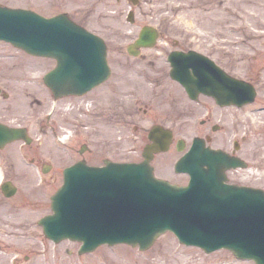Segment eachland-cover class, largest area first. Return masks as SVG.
<instances>
[{
	"label": "rangeland",
	"instance_id": "374dc122",
	"mask_svg": "<svg viewBox=\"0 0 264 264\" xmlns=\"http://www.w3.org/2000/svg\"><path fill=\"white\" fill-rule=\"evenodd\" d=\"M0 3L30 6L45 14L67 12L104 38L111 76L82 97L89 100L97 97L101 102L102 94L112 87L115 97L119 96L129 104L130 123L127 120V125L121 126V129L119 126L111 129L108 138L111 140L115 135L114 143L117 145L114 152L108 151L102 134L109 131L106 126H101L100 133H97L102 138L97 134L87 138L83 135L91 148L83 153L96 162H101L104 154L108 153L116 158L123 154L131 159L140 158L148 128L159 121L173 128L174 139L168 150L155 155L152 164L158 174L172 181L186 182V173L175 172L172 164L187 146L192 134H201L203 130L194 125L187 108H176L179 102L187 100L168 75L166 56L171 49L193 48L211 55L229 73L259 84V102H264V0H138L135 4L130 0H0ZM129 8L134 11L132 21L126 18ZM144 24L158 27L159 38L153 47L142 48L140 55L132 56L126 52L125 45L134 39ZM7 63H11L14 69L0 74V78L33 86L22 79L31 80L32 70L40 71L48 60L0 41V65ZM164 89L166 91H161ZM33 95L41 99V104L29 102L31 95L27 100L22 99L17 108L20 117H26L30 107L39 106L43 110L51 107L54 124L57 122L67 128H76L78 132L84 121L89 123L87 117L74 119V114L64 113L68 111L63 107L64 102L70 99L78 101L79 97L54 99L51 96L50 99L48 90L44 88L35 90ZM172 110V113L169 112ZM262 119L264 111H256L254 121L260 129L252 136L264 151ZM35 123L38 124L31 120L30 124ZM46 129L43 134L37 127L30 128L35 138L30 143L14 140L0 147L3 170L17 185V191L11 196H4L0 190V264H256L253 259L236 257L225 247L206 252L199 246L182 243L171 231L161 233L145 249L117 242L103 243L93 250L79 252V240L64 238L56 242L47 238L37 220L51 211L50 195L62 182L61 167L78 158L83 140L78 132L66 144L50 127ZM236 132L235 127L214 132L210 143L232 149L234 139H240ZM178 138L185 141L183 149L175 146ZM37 139H44L43 144L39 145ZM32 148L40 150L43 159L54 161L58 167H50L48 173L39 175L35 165L29 161ZM236 150L244 152L243 149ZM247 159L250 169H255L253 161ZM248 171V168L230 169L229 180L264 188V173L262 176H259L261 173H254L252 178L244 177Z\"/></svg>",
	"mask_w": 264,
	"mask_h": 264
},
{
	"label": "water",
	"instance_id": "95a60500",
	"mask_svg": "<svg viewBox=\"0 0 264 264\" xmlns=\"http://www.w3.org/2000/svg\"><path fill=\"white\" fill-rule=\"evenodd\" d=\"M157 33L155 27L144 25L128 50L136 53V46L152 45ZM0 37L28 51L54 55L57 67L64 66L63 60L71 67L76 65V59L68 54V61L65 52H84L79 59L83 69L78 67L77 77L61 78L60 68L55 70L56 78L48 79L56 94L84 92L109 73L103 39L64 13L44 17L31 9L0 5ZM66 44L82 47L67 48ZM175 52L169 54L170 74L187 91L209 89L225 101L236 98L244 88L240 80L225 73L227 81L222 83L226 86L219 88L203 58ZM212 68L221 76L217 68ZM68 73L75 74L71 70ZM243 83L252 89L249 83ZM149 136L153 143L145 146L141 161L106 160V164L97 166L78 160L67 166L63 183L50 197L52 212L39 218L44 234L55 241L65 237L81 240L79 251L92 250L104 242H127L145 249L158 234L170 229L180 241L197 244L206 251L224 246L238 257L264 264V192L224 182V168L244 162L209 147L203 148L205 154L192 152V157L190 151L196 150L192 147L176 162V169L190 172L191 179L186 185L170 183L156 177L149 165L154 151L168 147L170 132L155 125ZM15 138L30 139L24 128L0 122V146ZM2 189L8 196L16 186L6 181Z\"/></svg>",
	"mask_w": 264,
	"mask_h": 264
},
{
	"label": "flooded vegetation",
	"instance_id": "af4514ba",
	"mask_svg": "<svg viewBox=\"0 0 264 264\" xmlns=\"http://www.w3.org/2000/svg\"><path fill=\"white\" fill-rule=\"evenodd\" d=\"M31 55L39 56L41 58L45 57L48 60V63H46L45 66L40 69V71L35 72L36 69L32 70L33 73L31 74V80L22 79L24 82H30L31 84H33V86L29 84L19 85L13 82L12 80H4L3 77L0 78V122L5 123L7 125L24 126L29 131V133L30 128L37 127L43 132V134H45V132L47 131L46 128L50 127V130L53 133L57 134V138L66 144L72 136L78 134L79 132L80 134H82V147H84L83 143H86V151H90L91 148L89 147L87 141L83 139V135H85L86 138L90 137L94 134L100 133L99 128H101V126H106L105 129H109V131L104 132L102 134L103 137L105 136L106 138L105 142L107 143L108 151L114 152L117 145L114 143V141H116L114 138L115 135L112 137L111 140H109L108 136L112 132V130L116 128L115 126H117V128L118 126L119 128L121 126H126L127 120H129L130 123V118L128 113L129 104L126 103L124 99H119V96L115 97L114 89L112 87H109L104 92V94H102L101 102L97 97L94 98V100H92L91 98L90 100L85 99L84 97H82L85 93L78 95L71 94L61 96L62 98L70 96L80 98V100L78 101L72 99L66 100L63 106L65 109L68 110L64 113L68 114L69 112L71 114H74V119H77L78 117L88 118L89 123H87V121H84V123L81 124V130L78 129V132L76 131V128H67L66 126L58 125L57 122L56 124H54L53 122H55V120L51 119V107L44 110L41 109L39 106L30 107L26 112L27 116L20 117L17 108L20 107L19 104L22 103V99L27 100L28 96L31 95L29 102H34L35 105L41 104V99L33 95L35 90L41 88H44L45 90L47 89L49 92V98L51 99V96L53 97L52 89L49 86L48 82H45L44 76L46 75V73L52 71L55 65L54 59L48 55ZM12 69H14V66L11 65V63H7V65H0V74L4 73L5 71H11ZM33 81H37L38 83ZM251 82L253 84L254 95L251 100H248L246 102L242 101L238 104H224L218 102L213 95L199 91L194 98L188 96L187 102L185 101L184 105H176V108H187V111L190 112V116L192 117V122L194 123V125L203 130V133H195V135L203 137L206 144L211 145L210 139L212 133H216L218 131H221L222 129H233L235 127V129L237 130L238 138L240 136V139L237 140L238 149H243L244 151L239 154L243 157L246 155H253V160L255 161L259 160V158L264 159V151L260 149L259 143H256L254 141V136H252L257 131V129H260V125L254 121V114L256 111H264V102H259L260 85L257 84L255 81V83L253 81ZM177 85L178 88H180V93H183V88H181L179 84ZM90 90H88L87 92H89ZM116 109H118V111H116ZM31 120L37 121L38 124H30ZM262 120L263 122L261 121V123L264 125V119ZM88 124H90V126ZM84 127H86V129H84ZM82 130L86 132H83ZM98 137L102 138V135H99ZM144 138L145 140H147L146 136H144ZM34 139L35 138L32 136V141ZM36 142L39 143V145H42L44 139H39ZM228 151L234 153L232 149ZM120 153L123 154L122 151H120ZM85 154L86 153L80 152L78 158L85 159V161L89 164H96V160L94 158L92 159L95 161L89 159L88 156H86ZM105 156L114 160L131 159L127 158L124 154L119 158H116L114 154L112 155L110 153L104 154L103 157ZM29 161L35 165V171L39 173H48L50 167L54 169L55 167H58L54 165V161H51L50 159H43L40 154V150L36 148L31 149ZM65 165H67V163ZM47 168L48 170H45ZM62 169L63 167H61V171ZM246 176L252 178L253 174H247L244 177Z\"/></svg>",
	"mask_w": 264,
	"mask_h": 264
},
{
	"label": "bare ground",
	"instance_id": "6f19581e",
	"mask_svg": "<svg viewBox=\"0 0 264 264\" xmlns=\"http://www.w3.org/2000/svg\"><path fill=\"white\" fill-rule=\"evenodd\" d=\"M249 172H250V173H254V172H255V169H252V168H251V169L248 171V173H249ZM248 173H247V174H248ZM247 174H246V175H247Z\"/></svg>",
	"mask_w": 264,
	"mask_h": 264
}]
</instances>
